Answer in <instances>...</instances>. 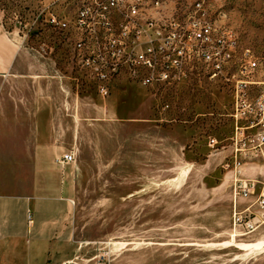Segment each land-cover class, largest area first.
I'll list each match as a JSON object with an SVG mask.
<instances>
[{
	"label": "rangeland",
	"instance_id": "obj_1",
	"mask_svg": "<svg viewBox=\"0 0 264 264\" xmlns=\"http://www.w3.org/2000/svg\"><path fill=\"white\" fill-rule=\"evenodd\" d=\"M165 1L167 12L202 2L213 24L236 33L239 48L255 59L256 77L264 78V0ZM75 11L72 0H0V48L17 52L11 73L0 74L4 102L24 118L41 111L43 124L56 131L43 135L74 155L66 166L71 238L48 264H264V225L249 233L232 225L227 152L206 146L208 137L228 135L219 116L226 88L196 74L142 86L120 72L100 96L74 51ZM21 136L9 149L16 156L33 143L34 134ZM5 151L0 147V155ZM42 171L59 186L48 160ZM241 178L264 183V162L245 164ZM9 179L2 188H24L16 173Z\"/></svg>",
	"mask_w": 264,
	"mask_h": 264
},
{
	"label": "built area",
	"instance_id": "obj_2",
	"mask_svg": "<svg viewBox=\"0 0 264 264\" xmlns=\"http://www.w3.org/2000/svg\"><path fill=\"white\" fill-rule=\"evenodd\" d=\"M72 1L74 51L81 67L91 69L100 96L107 94L103 84L120 72L142 86L174 84L196 74L226 88L228 103L219 116L228 122V135L220 140L208 137L206 146L227 152L222 160L229 162L222 167L234 176L232 225L247 233L263 226L264 183L241 178V171L248 162H264V78L256 77L255 59L239 48L236 33L222 34L199 1L182 3L183 15L159 26L131 20L135 12L125 0ZM57 25L65 27L63 22ZM54 163L63 168L74 163V155L67 151ZM257 184L261 189L255 194ZM239 200L247 202L241 209Z\"/></svg>",
	"mask_w": 264,
	"mask_h": 264
},
{
	"label": "crops",
	"instance_id": "obj_3",
	"mask_svg": "<svg viewBox=\"0 0 264 264\" xmlns=\"http://www.w3.org/2000/svg\"><path fill=\"white\" fill-rule=\"evenodd\" d=\"M16 54L12 46L0 48V74L11 73ZM4 101L5 94L0 93V147L6 150L0 155V264H48L49 255L57 254L71 238L70 176L66 166L59 168L54 163L65 152L58 150L51 137L43 135L56 131L43 124L41 111L24 118L18 114L16 104L12 108ZM25 133L34 134L33 143L27 155L16 156L9 149ZM43 160L60 173L59 186L46 180ZM16 162L23 167L16 170ZM31 170L34 173L26 189V176ZM13 173L25 189L1 187L11 182Z\"/></svg>",
	"mask_w": 264,
	"mask_h": 264
},
{
	"label": "bare ground",
	"instance_id": "obj_4",
	"mask_svg": "<svg viewBox=\"0 0 264 264\" xmlns=\"http://www.w3.org/2000/svg\"><path fill=\"white\" fill-rule=\"evenodd\" d=\"M151 1L125 0L126 5L131 6V8L135 12V13H131V20H140L144 24H150L151 26H159L161 23L173 22V20H178L183 15V6H180V10H177L178 8L174 7L171 8V12H167L164 6V2L167 1H164L162 5L153 4V3H160L161 0H151ZM222 34L231 35L233 33L225 31L222 28Z\"/></svg>",
	"mask_w": 264,
	"mask_h": 264
}]
</instances>
